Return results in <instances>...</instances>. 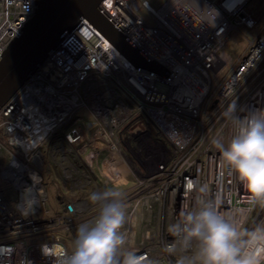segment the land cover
<instances>
[{"label":"built area","instance_id":"obj_1","mask_svg":"<svg viewBox=\"0 0 264 264\" xmlns=\"http://www.w3.org/2000/svg\"><path fill=\"white\" fill-rule=\"evenodd\" d=\"M249 2L164 0L153 8L146 0H102L99 11L165 68L163 77L139 70L80 18L72 35L51 49L0 107V181L8 187L0 186V264H54L56 257L44 256L41 246L71 251L77 226L98 214L89 194L127 181L128 174L134 180L122 195L124 247L145 255L149 264H176L180 253H166L164 244L172 240L169 223L196 195L186 192L188 180L207 185V198L219 194V210L234 214L244 228L264 224V207L247 211L246 190L211 144L230 134L223 116L230 105L240 115L264 108V26L213 87L214 76L229 61L220 53L230 31L257 26ZM34 10L35 0H0V58ZM83 109L89 119L79 116ZM133 139L137 166L122 148ZM48 160L60 171L52 181L71 192L57 193L55 212L45 205Z\"/></svg>","mask_w":264,"mask_h":264},{"label":"clouds","instance_id":"obj_2","mask_svg":"<svg viewBox=\"0 0 264 264\" xmlns=\"http://www.w3.org/2000/svg\"><path fill=\"white\" fill-rule=\"evenodd\" d=\"M223 116L230 134L214 137L211 144L229 174L246 190L247 211L264 207V108L240 115L230 105ZM185 189L196 195L182 205L178 219L169 223L172 240L164 244L166 253H180L176 264H264V224L244 228L234 214L219 210L222 197L207 198L208 186L196 180H188ZM122 195L113 189L92 191L88 201L98 208V214L77 226L71 251L59 245L53 251L42 245L43 255L55 256L54 264H149L145 255L124 247L127 237L122 229L127 216Z\"/></svg>","mask_w":264,"mask_h":264},{"label":"water","instance_id":"obj_3","mask_svg":"<svg viewBox=\"0 0 264 264\" xmlns=\"http://www.w3.org/2000/svg\"><path fill=\"white\" fill-rule=\"evenodd\" d=\"M102 0H35L33 16L24 24L0 58V107L17 91L46 58L48 52L67 40L87 19L139 70L163 77L165 68L149 60L99 11ZM216 100L214 101V103Z\"/></svg>","mask_w":264,"mask_h":264},{"label":"rangeland","instance_id":"obj_4","mask_svg":"<svg viewBox=\"0 0 264 264\" xmlns=\"http://www.w3.org/2000/svg\"><path fill=\"white\" fill-rule=\"evenodd\" d=\"M146 1H148L150 6H152L153 8H157L158 6H160L162 4V2L164 0H146ZM248 8L251 11H253V13L256 16L257 26L254 29L240 28V29H235V30L230 31V33L228 35V41L220 53V54H222V57H224V55H227L229 58L228 59L229 61H227V63L223 67H221V70L219 71V73H217L214 76V78H213V87L214 88L217 87L222 82V80L230 72L231 68L236 64L238 59L241 57V55L243 54V52L247 46L248 40L252 39L255 36L258 28H261L262 26H264V0H250V2L248 3ZM140 15L144 19L149 20V16L144 9L140 10ZM149 22H150V20H149ZM78 114H79V116H83V118L85 120L89 119V114H88L87 110H85V109L80 111ZM79 124H80V122H79ZM73 127H75L74 124L65 127L64 130L69 131ZM3 141H4V139H3ZM151 141H154V139H151L150 142ZM3 166H4V161H3L2 157H0V170L3 168ZM104 172L106 175H108L106 170H104ZM125 172H126V170H125ZM128 175L129 176L126 177L127 181L121 182L115 186L110 187L109 189L117 190V191H120L122 194H126L130 190L132 183H133V180H134V177L131 174H128ZM45 181H46V185H47L46 186V188H47V200L45 202V205L51 212H55L57 209V206H58L57 193L58 192L62 193L63 191H65V193H68L66 195L69 196V193H71V192L69 191L68 185H64V188H63L62 184H60L58 182L56 184L54 181L51 180V178H48L47 175H46ZM0 186H2L3 188L5 187V189H8V187L1 181H0Z\"/></svg>","mask_w":264,"mask_h":264},{"label":"flooded vegetation","instance_id":"obj_5","mask_svg":"<svg viewBox=\"0 0 264 264\" xmlns=\"http://www.w3.org/2000/svg\"><path fill=\"white\" fill-rule=\"evenodd\" d=\"M135 140L136 139H133L129 141L128 143L122 142V148H123V154L127 158L128 162L137 166L139 163V160L137 157L138 153L135 151V145H136Z\"/></svg>","mask_w":264,"mask_h":264},{"label":"crops","instance_id":"obj_6","mask_svg":"<svg viewBox=\"0 0 264 264\" xmlns=\"http://www.w3.org/2000/svg\"><path fill=\"white\" fill-rule=\"evenodd\" d=\"M50 148H52V140L48 141L46 144H45V147H44V150L46 152H48L50 150ZM49 154L47 155L46 159L48 158ZM44 174L51 177V180H54V179H58L60 176V171L59 170H55L54 167H53V164L50 160H48L46 162V165H45V169H44Z\"/></svg>","mask_w":264,"mask_h":264},{"label":"bare ground","instance_id":"obj_7","mask_svg":"<svg viewBox=\"0 0 264 264\" xmlns=\"http://www.w3.org/2000/svg\"><path fill=\"white\" fill-rule=\"evenodd\" d=\"M34 142L35 140H31L29 143L25 145V148L28 149L29 147H31V145H33Z\"/></svg>","mask_w":264,"mask_h":264}]
</instances>
